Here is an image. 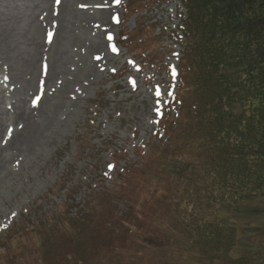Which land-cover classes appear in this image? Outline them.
Segmentation results:
<instances>
[{"label":"rangeland","instance_id":"rangeland-1","mask_svg":"<svg viewBox=\"0 0 264 264\" xmlns=\"http://www.w3.org/2000/svg\"><path fill=\"white\" fill-rule=\"evenodd\" d=\"M126 5L0 0V250L15 242L10 251L19 254L22 243L31 244L17 237L36 230L46 264H72L69 258L80 253L94 264L148 262L141 251L132 255L142 244L122 239L125 228L117 235L112 216L136 227L129 237L145 233L143 219L146 225L151 220L140 197L146 193L150 200L149 193L133 187L129 200L118 184L127 173L122 170L142 163L139 146L158 142L155 130L177 85L183 48L175 32L185 10L180 1L156 0L143 11L158 39L160 56L151 64L145 52L137 56L120 43L121 33L134 31L139 20L126 19ZM162 189L154 201L166 210ZM222 217L240 227L232 259L247 250L264 252V197L225 205ZM75 224L79 233L70 238L68 227ZM173 225L183 231L179 220ZM117 245L124 246L122 258L111 247ZM11 263L22 264L19 258Z\"/></svg>","mask_w":264,"mask_h":264},{"label":"trees","instance_id":"trees-1","mask_svg":"<svg viewBox=\"0 0 264 264\" xmlns=\"http://www.w3.org/2000/svg\"><path fill=\"white\" fill-rule=\"evenodd\" d=\"M155 1L128 0L123 6L126 19L135 15L139 20L134 31L124 30L120 37V43L135 55L145 52L151 64L160 56L158 39L142 13ZM170 1H180L186 11L179 28L178 44L183 48L179 85L160 125L162 139L149 149L139 146L142 163L125 174L118 189L129 200L133 187L148 192L150 200L146 193L140 196L141 209L151 220L146 225L143 219L148 226L145 233L129 237L136 227L112 216L114 231L120 236L125 228L129 233L122 239L142 244L132 255L141 251L146 264L156 257H167L163 264H178L175 255L179 264H264L261 251L247 250L231 258L240 227L234 219L222 217L225 205L234 207L264 197V0ZM175 107L177 117L172 115ZM160 187L167 190L166 210L154 201ZM175 220L183 231L171 229ZM76 225L74 230L68 227L70 238L79 233ZM25 231L18 242H30V247L22 243L19 254L11 253L15 242L10 244L8 254L0 255V264L16 263V258L22 264H46L38 232ZM117 246L111 247L122 258L124 246ZM85 257L80 253L69 260L94 264L95 258L91 262ZM96 257L103 262L100 253Z\"/></svg>","mask_w":264,"mask_h":264},{"label":"snow or ice","instance_id":"snow-or-ice-1","mask_svg":"<svg viewBox=\"0 0 264 264\" xmlns=\"http://www.w3.org/2000/svg\"><path fill=\"white\" fill-rule=\"evenodd\" d=\"M57 2H59V0H57Z\"/></svg>","mask_w":264,"mask_h":264}]
</instances>
